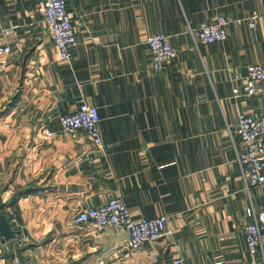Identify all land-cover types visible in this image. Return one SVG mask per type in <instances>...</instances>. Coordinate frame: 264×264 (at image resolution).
Segmentation results:
<instances>
[{
  "label": "crops",
  "instance_id": "crops-1",
  "mask_svg": "<svg viewBox=\"0 0 264 264\" xmlns=\"http://www.w3.org/2000/svg\"><path fill=\"white\" fill-rule=\"evenodd\" d=\"M66 1L76 45L60 61L39 1L0 0V44L11 49L0 57V200L18 193L3 211L14 239L30 243L19 253L31 264H244L264 184L245 189L230 132L239 113L264 114V91L245 93L238 77L264 65V0ZM218 14L226 38L197 44L198 25ZM155 33L177 51L163 69L144 44ZM80 97L98 108L101 143L83 131L46 136ZM113 196L134 218L165 216L166 233L131 255L126 232L75 222ZM255 259L263 264L264 230Z\"/></svg>",
  "mask_w": 264,
  "mask_h": 264
},
{
  "label": "built area",
  "instance_id": "built-area-1",
  "mask_svg": "<svg viewBox=\"0 0 264 264\" xmlns=\"http://www.w3.org/2000/svg\"><path fill=\"white\" fill-rule=\"evenodd\" d=\"M40 15L45 22L51 42L57 50L60 61H68L76 45L75 29L72 16L68 10L66 0H38ZM228 19L223 14H218L208 21H202L196 30L195 42L210 44L222 41L227 36ZM149 55L150 64L154 69L169 67L177 56V51L172 47L169 35L164 33L149 34L144 39ZM10 47L0 44V57L10 53ZM245 93H258L264 91V65L251 63L245 66L242 75ZM233 95L238 97L240 91L233 89ZM59 130L57 133L44 129L46 136L77 137L83 131L94 145L101 143L98 122L100 120L98 108L90 104L84 97H80L77 108L57 117ZM231 139L236 149V162L239 167L240 177L245 189L264 184V114L249 115L239 113L237 123ZM248 213L252 211L248 209ZM74 220L78 224H85L95 229L113 228L127 233L126 246L135 251L146 243L154 241L166 233V217L134 218L126 204L119 196L110 197L105 202L79 209ZM264 230V208L254 214V220L244 226V235L247 251L250 258L244 264H259L255 256L261 246V232ZM20 241L28 238L22 234ZM5 244V243H4ZM15 263L18 257L14 256ZM98 260V264H102ZM178 257L172 258L171 264H180ZM16 263V264H17ZM264 264V260H263Z\"/></svg>",
  "mask_w": 264,
  "mask_h": 264
},
{
  "label": "rangeland",
  "instance_id": "rangeland-1",
  "mask_svg": "<svg viewBox=\"0 0 264 264\" xmlns=\"http://www.w3.org/2000/svg\"><path fill=\"white\" fill-rule=\"evenodd\" d=\"M25 242H26V244H25ZM3 243H5V242H3ZM22 245H26L27 247H30L29 241L28 242L27 241H20L19 238H17V240H15V239L9 240L6 244H3L2 250L4 251V253H6L5 255L7 256L6 264H16L17 263V262L15 263L14 257H12V258L8 257L9 256V253H8L9 250L10 251H12V250L16 251L19 254V255L17 254L18 255V263L17 264H31L30 263V260H31L30 257L28 255L24 257L18 251ZM129 251H130V253L133 252V253H131V255H133L137 250H135V251L129 250ZM74 263H76V262L71 261L68 264H74ZM157 263L159 264L160 262H157ZM157 263H155V264H157ZM102 264H123V263L121 261H119V262L116 261L115 258L106 257L105 259H103ZM160 264H164V263H160Z\"/></svg>",
  "mask_w": 264,
  "mask_h": 264
},
{
  "label": "water",
  "instance_id": "water-1",
  "mask_svg": "<svg viewBox=\"0 0 264 264\" xmlns=\"http://www.w3.org/2000/svg\"><path fill=\"white\" fill-rule=\"evenodd\" d=\"M13 199L14 197L9 199L7 203L0 200V238L3 242L14 239L16 235V231L13 228L10 219L3 211L7 204L12 203Z\"/></svg>",
  "mask_w": 264,
  "mask_h": 264
},
{
  "label": "trees",
  "instance_id": "trees-1",
  "mask_svg": "<svg viewBox=\"0 0 264 264\" xmlns=\"http://www.w3.org/2000/svg\"><path fill=\"white\" fill-rule=\"evenodd\" d=\"M29 189H27V190H23V191H19L20 193H24V192H26V191H28ZM17 195H18V193H16L13 197H14V199H13V201H12V203H14L15 201H16V198H17Z\"/></svg>",
  "mask_w": 264,
  "mask_h": 264
}]
</instances>
